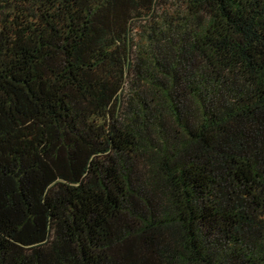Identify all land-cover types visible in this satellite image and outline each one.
I'll return each instance as SVG.
<instances>
[{
    "label": "trees",
    "instance_id": "trees-1",
    "mask_svg": "<svg viewBox=\"0 0 264 264\" xmlns=\"http://www.w3.org/2000/svg\"><path fill=\"white\" fill-rule=\"evenodd\" d=\"M0 264H264V0H0Z\"/></svg>",
    "mask_w": 264,
    "mask_h": 264
},
{
    "label": "rangeland",
    "instance_id": "rangeland-1",
    "mask_svg": "<svg viewBox=\"0 0 264 264\" xmlns=\"http://www.w3.org/2000/svg\"><path fill=\"white\" fill-rule=\"evenodd\" d=\"M164 50H165L166 52L170 51V49H167V47H165ZM181 52H182V54H186V53H183V51H181ZM174 53H175V52H174ZM170 55H172V52L170 53ZM157 56H158L159 58L162 57L161 54H157Z\"/></svg>",
    "mask_w": 264,
    "mask_h": 264
}]
</instances>
